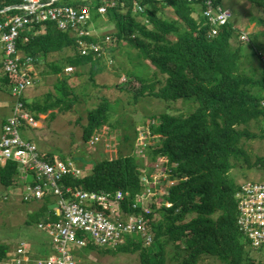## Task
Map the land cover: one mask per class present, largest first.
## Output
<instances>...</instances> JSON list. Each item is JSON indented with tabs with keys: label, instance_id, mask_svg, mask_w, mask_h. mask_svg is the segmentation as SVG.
<instances>
[{
	"label": "trees",
	"instance_id": "trees-1",
	"mask_svg": "<svg viewBox=\"0 0 264 264\" xmlns=\"http://www.w3.org/2000/svg\"><path fill=\"white\" fill-rule=\"evenodd\" d=\"M204 1L60 0L61 5L89 7L91 20L102 17L110 27L101 34L94 31L92 35L77 36L72 31L61 30L54 21L32 22L20 31L17 40L20 53L32 59L33 69L44 60L57 77L54 91L46 92L43 102L36 99L28 102L23 94L24 108L35 120L38 113L54 108L69 110L78 100L81 92L71 87L68 79L69 75L79 77L84 73L75 72L77 69L90 65L88 79L96 84L94 75L101 68L95 67L101 54L93 51L81 54L80 38L104 43L110 37L118 43L126 42L147 63L146 76L130 71V76L138 82L130 98L133 103L146 96L168 103L193 99L194 108L190 113L177 112L171 105V112L165 111L150 120L148 129L155 143L149 146V165L165 159L163 168L167 177L163 179L169 188L163 199L152 198L149 212L134 207L137 195L144 188L142 161L135 154L101 159L93 163L89 173H82L80 177L66 175L61 180V184L73 189L102 190L112 195L117 191L126 193L120 207L124 212L145 216L152 242L147 246L135 234L115 250L137 252L140 264H167L168 258L178 260L179 254L181 264H197L203 256L225 259V264H264L252 256V248L237 226L235 194L242 183H237L230 174L231 169L243 162L249 167L252 164L264 167V158L257 156L250 162V153L244 144L245 140L256 137L250 131L252 123L259 125L260 136L264 138V43L255 34L242 40L240 36L246 33L229 20L211 35L212 25L203 15ZM248 1L260 8L261 23H264V0ZM21 2L0 0V22L20 13L14 8L2 9ZM215 4L222 6L221 0ZM100 6L105 8L103 13L98 12ZM261 34L264 36V30ZM247 43L260 59L261 67L255 72L241 67L243 45ZM64 51L68 54L60 56ZM55 54L59 57L49 61L48 57ZM68 66L73 71L63 75ZM32 76L35 84L28 89L39 82L33 71ZM14 82L12 76L1 72L0 63V91L9 94L12 100ZM101 97L87 112L82 135L85 142L95 130L110 123L111 99L106 95ZM25 126L20 125L21 132ZM41 154L46 159H54L50 153ZM18 175L16 161L0 163V185L9 188L19 184ZM171 180L173 184L169 185ZM50 196H46L40 207L41 215L34 211L30 214L39 218L37 224L58 219ZM64 196L69 198L71 193ZM98 209L105 210L100 205ZM85 248L100 252L111 250L91 244ZM168 248H173V254ZM9 250V244L0 242V264Z\"/></svg>",
	"mask_w": 264,
	"mask_h": 264
},
{
	"label": "rangeland",
	"instance_id": "rangeland-1",
	"mask_svg": "<svg viewBox=\"0 0 264 264\" xmlns=\"http://www.w3.org/2000/svg\"><path fill=\"white\" fill-rule=\"evenodd\" d=\"M221 4L223 7L230 9L232 15L229 21L237 28H246L247 31H258L264 28V25L259 24L260 22L258 23V18L262 14L260 8L248 0H221ZM90 22L86 27L89 30L99 32V34L110 27L107 26L108 24L102 17L92 18ZM257 35L259 40L264 43V36L260 33ZM116 42L110 39L103 43L101 60L98 66L95 67L97 70L101 68L94 75L96 84H93L88 79L90 65L75 71L84 72L81 76H68L70 86L81 92L78 100L69 110L59 111V109L54 108V110H51L53 111V116L50 113L51 111L48 114L49 110L40 116V113L37 114L36 111L31 110L37 114V118L41 122L32 119L33 124L25 123L26 126L21 132L24 139L30 138L34 141L41 153H50L55 159L71 160L82 169V173H89L93 163L108 158L109 155L107 153L110 154L111 148L114 150L117 148L118 155L135 154L140 161H148L146 168L149 167L148 170L151 171L149 165L150 154L147 156L145 151L149 150L150 145L145 147L137 146V137L140 130L148 129L150 120L153 117H157L165 111L171 112V105L174 110L180 113H190L194 108L192 98L168 103L153 96H146L139 98L136 103H133L130 98L138 82L130 76V71L138 76H146L149 67H147L145 61L138 57L137 51L131 48L128 43ZM66 54H68V51H64L60 56ZM243 56L241 64L243 69L250 72L260 69V59L257 53L249 46V43L243 45ZM248 58L252 60L250 63ZM37 71L41 77L37 84L38 86L31 90L29 95L32 94V91L37 90L44 94L48 91L53 92L55 84H57L56 75L52 73V70L47 65L37 68ZM65 73L67 72L63 71V75H67L70 72ZM27 89L28 87L25 90ZM102 95L108 96L112 102L110 123L107 124L108 127L104 126L95 130L90 140L85 142L82 135L83 126L86 124L87 112L97 105ZM35 99L43 102L44 98L36 96ZM12 103L13 100L10 95L0 91V133L3 121L11 113ZM262 124L263 122H260V125ZM250 131L256 137L245 140L244 144L250 153V162L253 163L257 156L264 158V138L260 136L261 130L257 123H252ZM95 135L97 140L91 144L90 141ZM112 140L116 142L112 143ZM150 143L154 144L155 141ZM155 173L156 169L152 175ZM230 174L239 184L248 181L264 182V167L262 165L252 164L249 167L248 164L243 162L231 169ZM17 178L19 184L12 185L9 188L0 185V242L9 244L10 251L15 249L17 245L26 243L32 255H49L53 249L51 240L45 229L39 227L42 222L37 224L39 218L30 215L33 211L40 214V201L45 200L46 197L42 200L32 201L29 198H25L27 183L22 181L21 175H18ZM161 188L167 189L168 183L163 181ZM156 196L157 199H163L164 197L163 194L159 193ZM51 199L54 201L52 204L57 207L56 199L54 197H51ZM29 210H32V212ZM43 212L46 213L45 210ZM43 217L41 216L42 219ZM67 249L73 254L79 264H140L137 252L123 253L115 250L116 248H110L109 252H100L96 249L87 250L85 247L76 248L71 245ZM167 251L173 254L174 250L173 248H168ZM251 254L255 259L264 261V248L252 249ZM181 259V254H179L178 260L170 257L167 264H181ZM222 262L225 264V259L203 256L197 264H221Z\"/></svg>",
	"mask_w": 264,
	"mask_h": 264
},
{
	"label": "built area",
	"instance_id": "built-area-1",
	"mask_svg": "<svg viewBox=\"0 0 264 264\" xmlns=\"http://www.w3.org/2000/svg\"><path fill=\"white\" fill-rule=\"evenodd\" d=\"M216 0L204 1V16L208 19L211 35L217 33V28L225 24L231 17L229 8L215 4ZM60 0H22L19 4L7 6L18 9L20 13L8 16L0 22V63L1 72L7 71L15 79L12 87L13 103L11 114L6 118L0 135V163L14 160L18 163L19 176L27 184L25 198L42 200L46 196H54L57 207V221H44L39 224L50 237L52 253L46 256L32 255L27 244L22 243L8 252L2 264H78L68 246L82 248L89 244L100 248L114 249L125 244L127 238L139 235L145 245L152 242V234L146 226L143 214L127 213L120 207V201L126 193L117 191L110 194L105 191H86L82 187L71 188L61 184L66 175L80 177L82 169L71 160H53L42 157L36 144L24 139L20 125H32L31 114L24 108L21 100L25 89L35 84L32 76V59L24 57L18 47L17 40L21 30H25L32 22L54 21L63 31H72L77 36L92 35L94 30L86 26L91 21L89 7H74L59 4ZM105 8L98 7L103 13ZM248 40L247 34L240 36ZM110 37L105 38V42ZM80 52L83 55L90 51L101 54L103 43L78 40ZM69 73L73 68L64 69ZM97 140L95 135L90 143ZM154 141L149 129L140 130L137 146L145 147ZM147 152V150H145ZM164 158L159 159L154 167L156 175L142 174L143 191L137 195L134 207H140L149 212V203L156 194H166L167 189L160 188L167 172L163 168ZM32 173V175L30 174ZM32 183H34L32 185ZM173 181L170 182V184ZM65 193H71L69 198ZM237 201V226L249 242L252 249L264 248V182H245L235 194ZM159 200V199H158ZM146 201V202H145ZM142 202V203H139ZM102 206L105 210L98 209ZM169 205V203H167Z\"/></svg>",
	"mask_w": 264,
	"mask_h": 264
},
{
	"label": "crops",
	"instance_id": "crops-1",
	"mask_svg": "<svg viewBox=\"0 0 264 264\" xmlns=\"http://www.w3.org/2000/svg\"><path fill=\"white\" fill-rule=\"evenodd\" d=\"M260 22V23H259ZM91 23V22H90ZM258 23L259 24H262V25H264V23H261V18H260V16H259V18H258ZM264 30V28H261L260 30H258V31H247V29L246 28H242V29H240V31L241 32H245V33H247L248 34V39H249V36L251 35V37H253L252 35H257L258 33H260L261 34V31H263ZM256 38H258L259 39V37L257 36ZM57 56H58V54H55L54 56H49L48 57V60L50 61V60H52V59H54V58H57ZM251 62V60L249 61V63ZM47 65V63L43 60V61H41V63L40 64H38V65H35L34 66V69H32V71H33V74L38 78V79H40V75H39V72L37 71V68H42V66H46ZM39 66V67H38ZM65 74H67V73H65ZM67 75H69V74H67ZM57 78V77H56ZM36 86H38V85H36ZM35 86V87H36ZM35 87H33V88H30V89H28V90H26L25 92H24V97L26 98V100L28 101V102H30V101H34L35 100V97L36 96H39V97H43L45 94L44 93H41V92H39L38 90L37 91H32V94L31 95H29L30 93V91L31 90H34V88ZM36 90V89H35ZM51 110H49L48 111V114H49V112H50ZM41 114H43V113H40L39 114V116L41 115ZM45 114V113H44ZM37 121H40V119L38 120L37 119ZM41 122V121H40ZM28 139H30V138H28ZM31 141H33L32 139H30ZM34 142V141H33ZM114 142H116L115 140H112V143H114ZM112 143H110V144H112ZM107 151V150H106ZM107 153V152H106ZM108 155H109V157L108 158H116L117 156H119L118 155V152H117V148H116V150H114V149H112L111 148V151H110V154L109 153H107ZM146 154H147V156L149 155L148 154V150H147V152H146ZM143 163H142V167H143V173H145V175H146V173L148 172L149 173V175L150 174H152L153 173V171L156 169L154 166H150V168H151V171L150 170H148L149 169V167L148 168H146L147 167V164L146 163H148V161H146V160H144V161H142ZM154 167V168H153ZM154 175H156V173L154 174ZM163 181H164V179H163ZM164 183H167V182H165L164 181ZM162 187V186H161ZM160 187V188H161ZM50 197H54V196H50ZM55 198V197H54ZM44 201V200H43ZM43 201H40L41 202V206H42V204H43ZM51 206H53V204H51ZM30 212H32V210H29ZM10 251V250H9Z\"/></svg>",
	"mask_w": 264,
	"mask_h": 264
},
{
	"label": "bare ground",
	"instance_id": "bare-ground-1",
	"mask_svg": "<svg viewBox=\"0 0 264 264\" xmlns=\"http://www.w3.org/2000/svg\"><path fill=\"white\" fill-rule=\"evenodd\" d=\"M6 10H7V7H5L4 9H2L1 11H6ZM203 15H204V13H203ZM3 73H4V74H8V75L10 74V73H8L7 71H3ZM171 181H172V180H171ZM24 182H25V181H24ZM172 184H173V183H171V184H169V185H172ZM168 188H169V186H168ZM168 188H167V189H168ZM65 194H66V193H65ZM49 196H50V195H49ZM52 208H53V207H52ZM237 213H238V212H237ZM42 222H43V221H42ZM49 238H50V237H49ZM249 245H250V244H249ZM85 247H86V246H85ZM112 248H114V247H112ZM260 249H261V248H260Z\"/></svg>",
	"mask_w": 264,
	"mask_h": 264
},
{
	"label": "water",
	"instance_id": "water-1",
	"mask_svg": "<svg viewBox=\"0 0 264 264\" xmlns=\"http://www.w3.org/2000/svg\"><path fill=\"white\" fill-rule=\"evenodd\" d=\"M52 207H53V208H56V205L54 204Z\"/></svg>",
	"mask_w": 264,
	"mask_h": 264
}]
</instances>
